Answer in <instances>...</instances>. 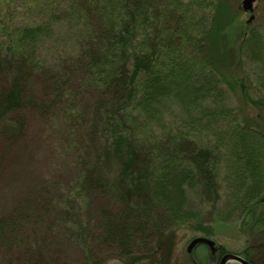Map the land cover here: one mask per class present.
Here are the masks:
<instances>
[{
  "label": "trees",
  "instance_id": "obj_1",
  "mask_svg": "<svg viewBox=\"0 0 264 264\" xmlns=\"http://www.w3.org/2000/svg\"><path fill=\"white\" fill-rule=\"evenodd\" d=\"M220 5L0 4L5 154L37 119L60 132L56 140L74 169L68 186L56 178L37 183L0 212V264H60L67 246L85 264L107 257L139 264L170 253L176 227L210 237L203 222L264 233L256 209L264 203V131L228 105L214 66L213 53L225 51ZM240 51L261 65L264 89L262 32L247 28ZM197 248L205 256L196 253L190 264H218L229 253ZM234 254L257 264L246 249Z\"/></svg>",
  "mask_w": 264,
  "mask_h": 264
},
{
  "label": "rangeland",
  "instance_id": "obj_2",
  "mask_svg": "<svg viewBox=\"0 0 264 264\" xmlns=\"http://www.w3.org/2000/svg\"><path fill=\"white\" fill-rule=\"evenodd\" d=\"M9 0H0L4 4ZM244 0H220L218 25L223 29L224 52L213 53L214 66L221 74L227 93V103L237 110L241 120L264 131V89L260 87L258 78L261 65L242 55L240 44L247 28H257L264 36V0H255L253 12L242 10ZM254 17L248 27V21ZM214 51V49H213ZM259 102H262L259 103ZM60 133V132H59ZM58 133V134H59ZM48 125L33 119L23 135L9 148L5 154V145L0 140V212L10 209L12 202L25 192L38 185L56 178L62 186H68L73 180L74 169L57 142L58 135ZM70 165V167H69ZM257 213L264 216V203L257 208ZM202 228L210 231V237L204 230L193 226H180L173 229V248L170 253L163 250L156 259H143L139 264H190L200 253H187L190 241L197 237L211 239L216 246L224 247L229 254L250 251V258L257 264L264 262V233L253 236L250 232H241L239 223L203 222ZM60 264H85L76 249L66 247ZM203 250V246H201ZM101 264H126L121 260L105 258ZM208 264H216L211 259ZM219 264V263H218Z\"/></svg>",
  "mask_w": 264,
  "mask_h": 264
},
{
  "label": "water",
  "instance_id": "obj_3",
  "mask_svg": "<svg viewBox=\"0 0 264 264\" xmlns=\"http://www.w3.org/2000/svg\"><path fill=\"white\" fill-rule=\"evenodd\" d=\"M254 2L255 0H244L242 3L243 10L245 12H252ZM250 20H253V17H251ZM199 245H204L208 247L212 255H215L217 252L216 243L211 239H207L203 237H197L193 239L188 245L187 252L191 253ZM219 264H251V263L239 255L228 253L221 257V259L219 260Z\"/></svg>",
  "mask_w": 264,
  "mask_h": 264
}]
</instances>
